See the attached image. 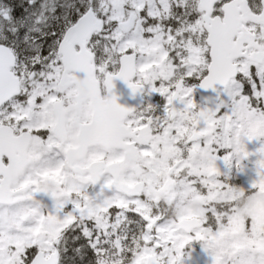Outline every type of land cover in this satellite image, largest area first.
Returning a JSON list of instances; mask_svg holds the SVG:
<instances>
[{
	"label": "snow or ice",
	"instance_id": "6c2138e0",
	"mask_svg": "<svg viewBox=\"0 0 264 264\" xmlns=\"http://www.w3.org/2000/svg\"><path fill=\"white\" fill-rule=\"evenodd\" d=\"M260 208L264 0H0V264H264Z\"/></svg>",
	"mask_w": 264,
	"mask_h": 264
},
{
	"label": "rangeland",
	"instance_id": "374dc122",
	"mask_svg": "<svg viewBox=\"0 0 264 264\" xmlns=\"http://www.w3.org/2000/svg\"><path fill=\"white\" fill-rule=\"evenodd\" d=\"M255 147H256L255 145H249L250 150H254ZM247 179H248L247 176L241 175L237 177L236 182L238 184H241L246 182ZM257 216L258 219L264 220V208H260L257 210ZM194 248H195V264H211L210 257L206 253H204V251L202 250L199 244H195Z\"/></svg>",
	"mask_w": 264,
	"mask_h": 264
},
{
	"label": "flooded vegetation",
	"instance_id": "af4514ba",
	"mask_svg": "<svg viewBox=\"0 0 264 264\" xmlns=\"http://www.w3.org/2000/svg\"><path fill=\"white\" fill-rule=\"evenodd\" d=\"M120 90H121L120 93L122 94V97H123L120 102L122 104H133L134 101H132L130 99L128 91L126 90V88L122 87Z\"/></svg>",
	"mask_w": 264,
	"mask_h": 264
},
{
	"label": "water",
	"instance_id": "95a60500",
	"mask_svg": "<svg viewBox=\"0 0 264 264\" xmlns=\"http://www.w3.org/2000/svg\"><path fill=\"white\" fill-rule=\"evenodd\" d=\"M121 88H122V87H120V89H121ZM120 92H121V90H120ZM121 96H122V94H121ZM122 98H123V97H122ZM122 98H121V99H122Z\"/></svg>",
	"mask_w": 264,
	"mask_h": 264
}]
</instances>
